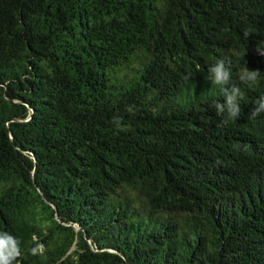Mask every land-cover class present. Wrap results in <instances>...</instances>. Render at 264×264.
Masks as SVG:
<instances>
[{
    "label": "trees",
    "instance_id": "1",
    "mask_svg": "<svg viewBox=\"0 0 264 264\" xmlns=\"http://www.w3.org/2000/svg\"><path fill=\"white\" fill-rule=\"evenodd\" d=\"M258 49L264 0H0V264H264Z\"/></svg>",
    "mask_w": 264,
    "mask_h": 264
},
{
    "label": "clouds",
    "instance_id": "2",
    "mask_svg": "<svg viewBox=\"0 0 264 264\" xmlns=\"http://www.w3.org/2000/svg\"><path fill=\"white\" fill-rule=\"evenodd\" d=\"M264 54V49H258ZM231 62L218 58L212 63L208 71L209 81L220 87L223 95V102L213 99L210 102V108L214 109L216 115L223 118V123L229 124L241 118L242 114V101L244 100L243 85L251 84L262 78L260 70H250L246 68L239 74L238 82L233 83ZM264 114V95H261L255 101L253 115ZM13 239L7 233L0 234V244L11 245Z\"/></svg>",
    "mask_w": 264,
    "mask_h": 264
}]
</instances>
